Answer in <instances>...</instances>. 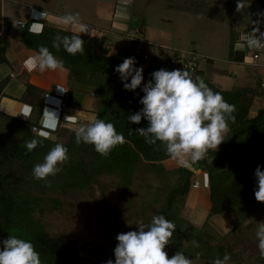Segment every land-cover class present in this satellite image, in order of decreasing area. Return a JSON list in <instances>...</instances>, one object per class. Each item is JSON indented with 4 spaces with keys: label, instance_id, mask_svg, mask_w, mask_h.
Instances as JSON below:
<instances>
[{
    "label": "trees",
    "instance_id": "1",
    "mask_svg": "<svg viewBox=\"0 0 264 264\" xmlns=\"http://www.w3.org/2000/svg\"><path fill=\"white\" fill-rule=\"evenodd\" d=\"M159 1H133L130 11L139 19L137 30H142L145 26L150 4L166 7L180 5L179 9H190L181 7L179 0L175 3ZM201 1L220 11L218 13L215 9V12L208 13L209 17L229 23L238 3L264 5V0H225L224 4L221 0ZM220 6L221 10L218 8ZM201 14L205 15V12ZM32 21L33 19H30L25 22L21 29L20 43L36 53L39 47L44 45L62 60L69 81L91 88V94L98 102L94 120L99 118L113 123L117 132L125 136V143L115 147L107 157H103L95 151L93 145L77 144L75 131H70L66 141L60 142L59 138L67 128L61 125V118L54 130L39 125L45 91L36 85L27 84L22 95L16 100L30 107L28 117L20 119L0 111V248L3 247L2 241L8 239L10 235H16L35 245L41 255L42 264H89L90 257L94 259L93 264H107L109 260L115 264L114 249L118 245L114 235L115 217L108 223L107 237H102L98 241H76L50 235L40 220L34 218V214L43 212V203L49 199L47 195L49 191L64 193L68 190L91 188L97 177L103 174L117 176L120 186L128 189L137 171L145 168L160 177L174 176V182L166 192L160 209L153 215L162 214L176 225L172 241L165 247L169 258L182 251L194 260V264H211L215 258L223 259L224 254L228 253L231 257L228 264H264V259L259 256L256 237L258 223L264 222V202H258L254 194L258 187L255 170L258 166H264V105L250 115L254 98L260 95V92H256L259 88L257 81L251 87L237 86L224 89L213 83L197 66L193 72L194 78H202L210 88L219 92L229 104L235 106V122H229L226 140L216 152H209V159L191 163V169L181 165L173 170H167L162 162L169 157L163 145L160 142L149 145L145 138L135 131L137 128H146L149 123L147 119L134 124L128 120V116L143 108L140 103L145 95L143 87L150 80L154 82L153 72L160 69L175 70V67L169 65V58L165 60L163 66L150 62L145 67L135 64L137 68L143 67L144 80L136 90H126L115 69L125 58L132 57L131 53L119 49L116 53L109 54L99 37L82 35L81 39L85 41L84 54L70 55L62 46L57 51L52 47L54 37L57 34L71 35L72 31H61L59 28L43 24L41 34H32L29 32V24ZM230 31L233 39L231 38L228 56L233 61L241 62L242 52L234 50L237 32L233 28ZM5 47L0 37V64L6 61ZM7 81L8 76L0 80V99L5 96L3 90ZM128 82L130 83V79ZM71 96V92L67 91L66 106L70 105ZM42 133H47V136H43ZM33 139L38 141V145L29 152L25 142ZM56 143H62L68 148L69 160L60 166L61 172L48 177L51 183V187H48L46 181L33 177V167L43 162L45 155ZM210 159H213V163ZM196 170L204 172L207 176L210 202L207 215L200 226L181 216V209ZM228 211L238 217L239 223L221 234L210 223L209 218ZM153 216L147 219L146 223H149ZM229 238L233 239V243L228 242ZM193 241H197L199 247H194ZM236 242H246L257 249L244 258L242 252L246 248L234 250Z\"/></svg>",
    "mask_w": 264,
    "mask_h": 264
},
{
    "label": "clouds",
    "instance_id": "2",
    "mask_svg": "<svg viewBox=\"0 0 264 264\" xmlns=\"http://www.w3.org/2000/svg\"><path fill=\"white\" fill-rule=\"evenodd\" d=\"M244 3H238L237 11L244 8ZM45 20L48 13L40 14ZM61 31L72 29L71 35L57 34L52 42V47L57 51L61 46L70 55L84 54L85 41L81 33H89L90 26L83 23L79 13H69L57 18ZM257 23V22H253ZM43 24L35 22L29 28L32 34H41ZM94 29L91 30L93 33ZM259 27L252 31L241 33L240 39L250 49L264 48V33ZM134 57L125 58L115 71L119 73L126 90L134 91L139 88L144 80L143 67H135ZM24 67L29 71L39 70L41 73L52 70L66 72L64 62L58 59L48 47L41 45L38 52L29 56L24 61ZM150 80L144 87L145 95L140 100L143 108L128 116L131 123L139 124L142 119H147L146 128L135 129L136 133L145 138L149 145L160 142L166 155L181 165L209 159L210 151H217L226 140L229 131V122H235V106L229 104L224 97L210 88L200 77L193 76L188 68L185 70L160 69L152 73ZM130 79V83L128 82ZM61 92L68 89L57 85ZM29 109L25 107L22 113L28 117ZM44 127L55 129L59 121L55 111L47 107L43 111ZM70 117H66L69 120ZM47 136V133H42ZM76 143L93 145L95 151L107 157L118 145L125 143L123 133H118L115 125L103 119H95L80 125L75 131ZM38 145L33 139L25 142L26 149L31 152ZM68 148L62 143H56L45 155L43 162L33 167V177L46 181V186L51 187L49 176H55L62 171L61 165L69 160ZM213 163V159H210ZM264 166H258L255 177L258 187L255 198L264 202ZM138 231H129L117 235L118 245L114 249L115 264H194V260L178 251L169 258L165 247L172 241L176 225L174 222L158 214L153 216L149 223L138 222ZM259 256L264 259V222H259L256 230ZM194 247H199L193 241ZM0 248V264H42L40 253L35 245L16 235L2 241ZM230 254L225 253L223 259L217 257L211 264H228ZM107 264H113L109 260Z\"/></svg>",
    "mask_w": 264,
    "mask_h": 264
},
{
    "label": "rangeland",
    "instance_id": "3",
    "mask_svg": "<svg viewBox=\"0 0 264 264\" xmlns=\"http://www.w3.org/2000/svg\"><path fill=\"white\" fill-rule=\"evenodd\" d=\"M2 1L16 6L22 4L29 5L32 13L36 14V19L47 10V6L49 8L56 6L55 0H0V3ZM167 2L175 3L176 0H167ZM202 2L201 0L178 1V3H181V7L190 8L189 10L179 9L180 5L166 7L150 4L146 15L148 29H151L152 32L162 31V36L160 37L161 39L163 38L162 40L166 42L165 44L169 49H161L167 54L166 57H161L162 59L154 56L151 57L147 53L148 60L142 61L138 59L139 61L136 62V65L145 67L150 62V64L159 63L163 66L165 60L175 51L189 53V56L197 59L198 67L204 70L206 66L205 56H213L218 62L225 63L228 59L231 38L233 39L230 24L233 21L234 15L230 23L225 20L220 21L214 17H209L208 13L215 12V9L216 11L218 10L214 6ZM221 2L222 4L226 3L225 0H221ZM241 3H244L245 7L241 11L236 10L235 12L236 31L244 27H256L264 24V5L250 2ZM222 6L218 7L219 10H221ZM56 8L58 9V7ZM201 12H205V15L201 14ZM162 18L169 20H163ZM19 21H17V25L20 27ZM34 22L43 24V21ZM136 24V20L132 19V26L134 27ZM134 28H131V30H135ZM167 32H169V39L164 40V35H167ZM132 33L130 32L126 38H130ZM137 33H134L135 36ZM4 43L7 46V42L4 41ZM105 43H108L107 40L105 38L101 39L103 47L108 45ZM149 45L153 46V43L149 41ZM234 47L241 48L237 39ZM134 49H126V51L132 53ZM150 53H152V50ZM240 67L242 68L239 69L235 76H231L230 78L227 76L229 80H234L233 87L254 86V79L260 69L251 65H242ZM88 90L89 92L86 89L83 93L92 95L91 88ZM256 92H260V95L254 98L253 105L250 108V115H253L257 108L264 105V91L257 88ZM94 100L95 106L93 112L98 107V102L95 98ZM66 130L59 138L60 142L66 141L70 131H76L72 128H67ZM170 162L172 163V160ZM178 166H181V164L176 161L167 170H173ZM186 166L190 169L192 167L191 163ZM197 173H199V170L194 171V174ZM196 178L199 179V199L202 200L207 190V184L203 182L204 179L200 183V179L203 177L199 174H197ZM173 182L174 176L160 177L148 169L141 168L137 171L128 189H124L120 186L117 176L103 174L97 177L96 182L92 184L91 188L68 190L64 193L61 191L47 192L49 199L43 203V212L41 214L35 213L34 218L40 220L45 231L50 235L62 236L76 241H98L100 238L108 236V223L115 217L114 235L116 238L120 233L138 231L137 223H146V220L151 218L160 209L166 192ZM186 201L187 197L181 209V216L189 222L197 223L194 219L189 218L192 216L190 213L192 210H190L191 207L187 205ZM208 208L209 203L205 204L201 202L197 204L194 210L195 215L200 217L197 220H203L206 217ZM209 221L221 234L228 232L239 223L238 217L231 211L213 215L209 218ZM228 242L233 243V239L229 238ZM247 244L246 242H236L233 249L240 250L246 248L242 252L244 258H246L247 254H252L257 249V247ZM93 262V257H90L89 264H93Z\"/></svg>",
    "mask_w": 264,
    "mask_h": 264
},
{
    "label": "crops",
    "instance_id": "4",
    "mask_svg": "<svg viewBox=\"0 0 264 264\" xmlns=\"http://www.w3.org/2000/svg\"><path fill=\"white\" fill-rule=\"evenodd\" d=\"M132 1L133 0H55V7L49 8V6H47L46 12L48 13V16L46 20L43 17L42 19H39L40 15L36 19V14L32 13V10H30L31 7L27 4L16 6L2 1L0 37L7 42V46L4 54L6 61L0 64V80L8 76V81L3 90L5 96L0 99V111L20 119H26L22 113L24 112L25 107H27L30 112V107L26 104L18 102L16 99L22 95L27 84L36 85L45 91V94L43 95L44 107L39 120V125L45 128L43 124V111L46 107L51 111H55L59 120L61 118L60 112L57 111L56 107L62 102V100L65 99L66 92L59 91L57 85H60L65 89H68L72 95L70 105L65 106L63 109L66 116L63 119L61 118V125L76 130L80 125L94 120V97L93 95L83 93L86 89L87 92H89V87L69 81L67 73L60 70H48L41 73L39 70L29 72L24 67V61L29 56L35 55L36 52L28 50L22 43H20V31L23 27H19L17 25V21L21 20L22 22H27L30 19H35L29 24V28H31L33 23H35L34 21H43V24L59 28L57 20L58 17L69 13H79L82 22L90 26L89 33H81L80 35L99 37L101 39L105 38L108 42L105 43L108 44L105 47H107L109 54L116 53L119 48L123 50H131L134 49V47H141L146 53H149L151 57H166L167 54L161 49H169V47H167L165 44L166 42L162 40L163 38L161 39L160 37L162 36V31L152 32L151 29H148L149 27L146 24L147 21L145 22V26L142 30H137L139 24L138 18L133 16L130 11ZM56 7H58V9ZM132 19L136 20L137 24L134 26L135 28L132 26ZM162 19L169 20L165 18ZM230 25L231 28L236 31L235 14ZM131 28H134L135 30H131ZM93 29L94 31L91 33V30ZM69 30L73 32L72 29ZM130 32H138L136 34L138 39L132 40L129 37L126 38ZM166 34L167 35H164V40L169 39V32ZM149 41L153 43V46L149 45ZM151 50L152 53H150ZM234 50L239 51V48L234 47ZM205 57L208 59L207 61L205 60V70L199 68L203 74L221 88H232L234 86V80L231 81L229 78L231 76H235L239 69L242 68L240 66L245 64H243L242 61H233L229 58V56L226 61L224 60L225 63L218 62L213 56ZM257 77L258 76L254 79L255 84ZM70 116L71 118L66 120V117ZM170 160L172 159L169 158L162 162L166 169L176 162L172 160L171 163ZM197 174L203 177L200 179V183L204 179L203 182L207 184V190L204 194V199L202 200L199 199L200 185L199 179L196 178ZM197 174H194L193 176L192 185L188 192L186 202L187 205L191 207L190 210H192L190 212L192 216L189 218H192L197 222L193 224L200 226L205 218L203 220H197L200 217L195 215L194 210L198 203H209L210 207V202L208 199L207 176L200 170ZM195 180L198 181L197 186L193 185Z\"/></svg>",
    "mask_w": 264,
    "mask_h": 264
},
{
    "label": "built area",
    "instance_id": "5",
    "mask_svg": "<svg viewBox=\"0 0 264 264\" xmlns=\"http://www.w3.org/2000/svg\"><path fill=\"white\" fill-rule=\"evenodd\" d=\"M39 19H42V16H39ZM18 24L20 27L25 26V22L19 21ZM259 27L260 32L257 33V36H260V33H264V24ZM255 27H244L242 29L237 30V41L241 45V48H239V51L242 52L243 54V64L245 65H251L254 67H257L260 69L257 77V83L258 86L261 90H264V48L261 49H250L247 47L244 41L240 39L241 33H247L248 31H252ZM130 39L132 40H137L138 38L135 36L134 33L130 35ZM132 57L135 58V60H142V61H147L148 60V54L141 48V47H136L133 52L131 53ZM169 65L171 67H175V69H180V70H185V66L188 68V70L193 73L194 70L198 66L197 59L189 56V53L186 52H178L175 51L174 53L171 54L169 57ZM66 106L65 99L62 100V102L56 107L57 111L60 112L61 118H64L65 112L63 111L64 107ZM33 130L35 128L33 127ZM194 186L198 185V181L195 180L193 182Z\"/></svg>",
    "mask_w": 264,
    "mask_h": 264
}]
</instances>
